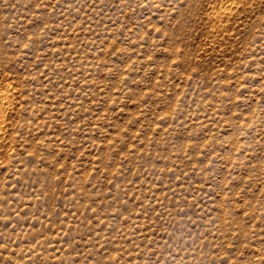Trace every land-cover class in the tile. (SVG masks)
I'll use <instances>...</instances> for the list:
<instances>
[{
  "label": "rangeland",
  "instance_id": "374dc122",
  "mask_svg": "<svg viewBox=\"0 0 264 264\" xmlns=\"http://www.w3.org/2000/svg\"><path fill=\"white\" fill-rule=\"evenodd\" d=\"M0 264H264V0H0Z\"/></svg>",
  "mask_w": 264,
  "mask_h": 264
},
{
  "label": "bare ground",
  "instance_id": "6f19581e",
  "mask_svg": "<svg viewBox=\"0 0 264 264\" xmlns=\"http://www.w3.org/2000/svg\"><path fill=\"white\" fill-rule=\"evenodd\" d=\"M3 101V100H2ZM1 100H0V102H2ZM1 104V103H0ZM1 108V107H0Z\"/></svg>",
  "mask_w": 264,
  "mask_h": 264
}]
</instances>
